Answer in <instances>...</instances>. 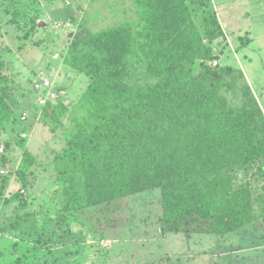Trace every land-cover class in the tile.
<instances>
[{
	"label": "trees",
	"instance_id": "obj_1",
	"mask_svg": "<svg viewBox=\"0 0 264 264\" xmlns=\"http://www.w3.org/2000/svg\"><path fill=\"white\" fill-rule=\"evenodd\" d=\"M132 2L135 28L82 34L61 50V69L89 79L75 101L66 104L55 81L56 100L39 108L34 95L31 107L14 114L0 61V130L14 124L31 130L39 120L60 130L65 146L55 170L69 193L66 209L158 190L161 226L170 232L199 218L223 236L264 218V187L254 196L250 183L239 182L264 161V116L239 68L211 66L224 37L211 0ZM35 25L31 31L41 27ZM34 162L24 151L13 173L22 189ZM258 168L264 178V165ZM16 199L26 205L20 190L2 202ZM31 217L18 215L7 229L24 237L32 230L34 241L48 247L70 240L56 220L49 229L28 223L22 230Z\"/></svg>",
	"mask_w": 264,
	"mask_h": 264
},
{
	"label": "rangeland",
	"instance_id": "obj_2",
	"mask_svg": "<svg viewBox=\"0 0 264 264\" xmlns=\"http://www.w3.org/2000/svg\"><path fill=\"white\" fill-rule=\"evenodd\" d=\"M211 2L224 33L214 48L215 61L242 71L264 116V0ZM134 11L132 0H0V61L10 81L5 98L14 114L32 106L33 84L41 75L63 87L66 104L78 99L89 79L61 69V50L82 34L135 28ZM34 24L41 27L31 31ZM64 146L60 130L51 132L41 120L34 121L31 130L21 124L0 130V264H264V218L223 236L212 233L209 223L199 218L189 220L182 232H170L161 226L158 190L96 207L66 209L69 193L55 170ZM26 150L35 162L22 189L13 173ZM259 164L264 161L239 178L250 183L254 196L264 187ZM19 190L26 205L19 199L3 204V198ZM26 214L32 215L27 224L38 230L49 229L48 221L56 220L61 231L70 232V240L48 247L34 241L32 230L24 237L20 230L7 229L14 218Z\"/></svg>",
	"mask_w": 264,
	"mask_h": 264
},
{
	"label": "built area",
	"instance_id": "obj_3",
	"mask_svg": "<svg viewBox=\"0 0 264 264\" xmlns=\"http://www.w3.org/2000/svg\"><path fill=\"white\" fill-rule=\"evenodd\" d=\"M57 58V55L53 56V59ZM216 65L217 62L213 60L211 66L214 67ZM32 91L36 96L35 103L39 108H43L48 102L54 101L58 98V90L55 81L46 75H41V77L34 82ZM22 137H24V135H22ZM1 172L3 173L4 171Z\"/></svg>",
	"mask_w": 264,
	"mask_h": 264
}]
</instances>
